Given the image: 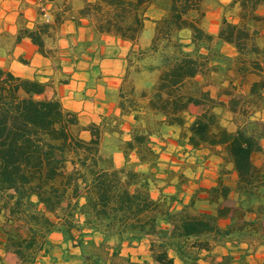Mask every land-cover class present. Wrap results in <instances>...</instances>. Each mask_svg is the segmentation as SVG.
<instances>
[{
	"label": "trees",
	"instance_id": "1",
	"mask_svg": "<svg viewBox=\"0 0 264 264\" xmlns=\"http://www.w3.org/2000/svg\"><path fill=\"white\" fill-rule=\"evenodd\" d=\"M153 4L86 1L82 14L98 33L131 44L120 112L100 123H84L59 97H45L38 77L0 65V242L19 264L41 256L56 264L54 232L79 264H248L264 247V162L254 159L264 141V0L224 4L233 16L223 15L216 33L204 24L203 0H171L142 47ZM53 38L43 20L22 25L15 43L28 39L47 57ZM142 73L157 78L138 91L133 77ZM125 116L132 117L129 138L122 137ZM169 126L181 130L183 146L220 158L216 183L188 201L180 181L166 190L176 171L159 173L154 140ZM106 135L116 136L122 165L107 152ZM144 239L150 262L123 254L124 245Z\"/></svg>",
	"mask_w": 264,
	"mask_h": 264
},
{
	"label": "crops",
	"instance_id": "2",
	"mask_svg": "<svg viewBox=\"0 0 264 264\" xmlns=\"http://www.w3.org/2000/svg\"><path fill=\"white\" fill-rule=\"evenodd\" d=\"M86 1L94 0H0V54L3 55L0 65L19 76L38 77L47 83L45 97H59L65 106L80 113L84 123H100L104 116L120 112L119 89L128 71L131 44L114 35L98 33L91 18L82 14ZM42 12L47 14L46 18ZM43 20L51 23L54 37L52 41L47 40L48 48H53L47 57L38 54L36 46L28 39L15 43L22 25L34 28ZM21 57L27 62H22ZM125 117L132 119L131 116ZM176 129L165 127L162 137L154 140L156 148L170 150L166 148L169 145L174 151L187 150L186 161L194 167L198 162L210 164L209 150L183 146L178 139L170 137L168 131ZM165 158L162 152L160 165ZM122 163V160H116V164ZM218 165L211 168L217 171ZM49 238L54 245L63 242V236L58 232ZM138 243L147 244L149 249L148 239L134 244ZM220 250L224 253L223 249L218 252ZM261 250L264 251V247H259L248 257V264L263 261L264 256L259 254ZM9 256L12 255L4 252L0 242V264H6L1 262ZM42 257L50 260V256ZM56 264L62 263L57 260ZM199 264L210 263L202 260Z\"/></svg>",
	"mask_w": 264,
	"mask_h": 264
},
{
	"label": "rangeland",
	"instance_id": "3",
	"mask_svg": "<svg viewBox=\"0 0 264 264\" xmlns=\"http://www.w3.org/2000/svg\"><path fill=\"white\" fill-rule=\"evenodd\" d=\"M95 1V0H94ZM231 0H203V4L206 7V14H205V20L204 24L211 32L216 33L219 28V24L221 22L222 16L226 15L228 18H232V13L229 11H224V4L229 3ZM171 0H154V4L150 6L148 15L150 17V20L146 23V30L144 34L142 35L140 39V45L142 47H145L149 42L151 37L154 34V28L155 23L154 20L160 18L162 13L165 9L168 8L170 5ZM107 7V6H106ZM94 15L93 18L95 20L99 19L98 13H92ZM43 15V12H42ZM103 16V15H102ZM44 18L46 16L43 15ZM105 18V17H104ZM103 18V19H104ZM217 30V31H216ZM181 37L184 39V41L188 42L190 37V31L184 30L180 33ZM3 55L0 54V61L1 57ZM3 58V57H2ZM134 78L135 85L137 86L138 91H140L143 87L150 85L153 83L156 78V73H145L141 75H136ZM127 87V86H126ZM193 112L196 111V108L192 109ZM124 124L121 126L123 129V138H128L129 136V130H130V124L132 120H129L128 118H124ZM170 137H172L174 140H177V136H180L182 134L181 130L177 128L176 130H169L168 131ZM179 141V140H178ZM105 143L108 145L107 152L114 151V145L117 143V138L115 135H106L105 136ZM182 145V144H181ZM170 148V150L163 149L161 150L164 152V157H166L164 160H162V164L160 165L159 173L164 175L165 169H172L176 171L173 174V178L171 182L172 184L167 187V191L173 192L175 191V184L177 181L181 182L182 186V196L186 200V198L189 196L191 192H196L199 188L202 187H209L213 183H216L217 177L219 175L218 170H214L211 168V166L218 165V160L220 161V158L216 155L210 154L212 157L210 158V164H204L197 163L196 167L191 164V162H187L185 158V152L187 150H180V151H174L172 150L173 147L167 145L166 148ZM116 152V151H114ZM179 153H182L180 155ZM171 154V155H169ZM115 159L117 162L123 161V156L119 153H115ZM169 159V160H168ZM254 159L258 164H261L264 162V141L260 142L257 151L254 154ZM185 161V162H184ZM219 166V165H218ZM178 167L179 170H178ZM219 169V168H218ZM231 183L235 182V177L231 176ZM193 193V194H194ZM63 242L58 245L55 244L54 249L52 250L53 255H55L59 262L62 264H79L78 261L74 257H70L68 253L64 252L63 249L66 247ZM69 251L74 254L77 253V250L70 247ZM222 251L220 250L219 253ZM123 254L129 255L133 261L136 262H144V261H151L150 260V254L149 249L147 248V244L145 243H138L133 245H124L123 247ZM261 255L264 256V251H260ZM70 257V258H69ZM69 258V259H68ZM253 261L255 262L256 259L253 258ZM6 264H18L17 260L13 256L5 257L4 262ZM37 264H51V260L44 259L42 256L39 258Z\"/></svg>",
	"mask_w": 264,
	"mask_h": 264
},
{
	"label": "built area",
	"instance_id": "4",
	"mask_svg": "<svg viewBox=\"0 0 264 264\" xmlns=\"http://www.w3.org/2000/svg\"><path fill=\"white\" fill-rule=\"evenodd\" d=\"M43 15H44V16H47V14H46V13H44Z\"/></svg>",
	"mask_w": 264,
	"mask_h": 264
}]
</instances>
